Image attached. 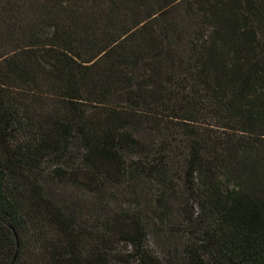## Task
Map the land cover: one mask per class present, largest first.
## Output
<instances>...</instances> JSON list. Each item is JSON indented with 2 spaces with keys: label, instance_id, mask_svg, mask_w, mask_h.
Listing matches in <instances>:
<instances>
[{
  "label": "trees",
  "instance_id": "obj_1",
  "mask_svg": "<svg viewBox=\"0 0 264 264\" xmlns=\"http://www.w3.org/2000/svg\"><path fill=\"white\" fill-rule=\"evenodd\" d=\"M162 3L0 0V264L165 263L124 211L74 226L41 177L123 182L142 115L184 153L186 264H264V0H180L190 37Z\"/></svg>",
  "mask_w": 264,
  "mask_h": 264
},
{
  "label": "rangeland",
  "instance_id": "obj_2",
  "mask_svg": "<svg viewBox=\"0 0 264 264\" xmlns=\"http://www.w3.org/2000/svg\"><path fill=\"white\" fill-rule=\"evenodd\" d=\"M164 1L168 4L164 25L170 22L171 31L190 37L192 24L189 18L181 14L184 12L181 7L175 8L180 0ZM180 43L178 47L186 54V42ZM112 103L122 105L117 97ZM143 116L132 129L142 142L140 148L124 151L128 165L131 164V177L121 183L106 182L102 193L53 181L47 173L41 175L42 181L47 195L66 212L74 226L105 229L115 213L124 211L137 221L146 234L145 246L160 256L164 264H186V228L193 226V210L188 204L183 178L186 170L184 153L178 146L164 148L165 145L148 127ZM162 150L168 153L166 161L161 155H165ZM131 251V246L126 248L121 245L109 252L112 264H130L121 258L125 259Z\"/></svg>",
  "mask_w": 264,
  "mask_h": 264
}]
</instances>
